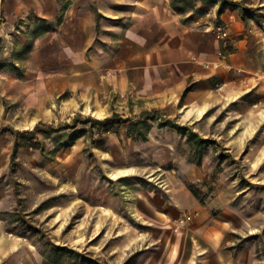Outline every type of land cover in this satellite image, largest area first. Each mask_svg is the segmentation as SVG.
<instances>
[{"label":"rangeland","instance_id":"374dc122","mask_svg":"<svg viewBox=\"0 0 264 264\" xmlns=\"http://www.w3.org/2000/svg\"><path fill=\"white\" fill-rule=\"evenodd\" d=\"M232 2L264 37V0ZM22 22L0 33L1 233L22 240L44 264H78L59 247L102 264H150L164 237L194 219L196 200L213 216L234 211L239 241L264 259L259 96L230 101L216 78L210 83L221 86L220 102L203 120L184 123L179 110L140 103L100 70L75 74L69 64L43 63L35 39L45 26L21 33ZM247 35L256 38L245 31L238 38ZM221 43L223 54L233 50L229 33ZM255 63L252 76H262L264 63ZM113 117L114 124L94 122ZM37 124L58 129L37 131Z\"/></svg>","mask_w":264,"mask_h":264},{"label":"crops","instance_id":"0c3cea01","mask_svg":"<svg viewBox=\"0 0 264 264\" xmlns=\"http://www.w3.org/2000/svg\"><path fill=\"white\" fill-rule=\"evenodd\" d=\"M199 8L204 12L177 0H0V19L8 16L0 33L10 35L5 26L15 27L18 19L21 33L45 26L35 39L43 63L69 64L75 74L96 76L100 70L140 103L179 110L184 123L203 120L220 102L221 86L211 85L216 78L223 79V97L234 102L254 93L260 97L254 105L264 111V73L252 76L255 62L264 63L257 24L222 0L206 7L196 1ZM221 31L233 40L227 54ZM243 31L256 38H238ZM193 202L194 219L172 232L171 240L164 237L165 247L150 264H264L251 245L239 241L234 211L213 216L208 206ZM0 264L44 263L22 240L0 232Z\"/></svg>","mask_w":264,"mask_h":264},{"label":"trees","instance_id":"16d2710c","mask_svg":"<svg viewBox=\"0 0 264 264\" xmlns=\"http://www.w3.org/2000/svg\"><path fill=\"white\" fill-rule=\"evenodd\" d=\"M195 1H201L206 6H209V5L213 4V3L218 2V0H195ZM222 4L223 5L229 4L230 6L237 7V5L234 2L230 1V0H222ZM195 5L193 4L191 6H187V7L185 6L183 8H185V9H193L194 11H197L198 13H203L204 12V9H202V8L195 9ZM114 121H115V117L107 118L104 121L95 120L94 122H99L100 124H103V125H109V124H114ZM173 127L176 128V129H179L182 133H184V130H189L188 127L180 126V125H177V124H174ZM46 128H53L54 130L58 129V128L52 127V125L37 124L36 127H35V130H37V131L42 130L43 131ZM190 136L191 137H195L197 135H196V133L191 132ZM59 249L62 250V251H67V252L75 254L74 258L76 259V262H78V264H84V263L85 264L86 263L87 264H102L100 261H98V260H96L94 258L88 257L86 255H82V254L78 253L77 251H75L73 249L66 248V247H59Z\"/></svg>","mask_w":264,"mask_h":264},{"label":"bare ground","instance_id":"6f19581e","mask_svg":"<svg viewBox=\"0 0 264 264\" xmlns=\"http://www.w3.org/2000/svg\"><path fill=\"white\" fill-rule=\"evenodd\" d=\"M31 105H33L34 104V100H30V102H29ZM32 108V107H31ZM41 112V109H39V113Z\"/></svg>","mask_w":264,"mask_h":264},{"label":"built area","instance_id":"2783aa9c","mask_svg":"<svg viewBox=\"0 0 264 264\" xmlns=\"http://www.w3.org/2000/svg\"><path fill=\"white\" fill-rule=\"evenodd\" d=\"M221 33H222V36H225L227 33L226 32H224V31H221Z\"/></svg>","mask_w":264,"mask_h":264}]
</instances>
